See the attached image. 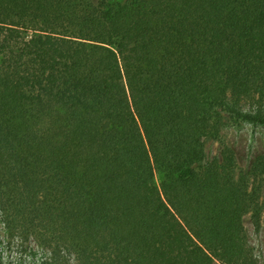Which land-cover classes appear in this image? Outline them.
I'll return each instance as SVG.
<instances>
[{
	"label": "trees",
	"instance_id": "1",
	"mask_svg": "<svg viewBox=\"0 0 264 264\" xmlns=\"http://www.w3.org/2000/svg\"><path fill=\"white\" fill-rule=\"evenodd\" d=\"M224 112L264 125V0H0V220L48 251L28 264H259L264 154L206 158Z\"/></svg>",
	"mask_w": 264,
	"mask_h": 264
},
{
	"label": "rangeland",
	"instance_id": "2",
	"mask_svg": "<svg viewBox=\"0 0 264 264\" xmlns=\"http://www.w3.org/2000/svg\"><path fill=\"white\" fill-rule=\"evenodd\" d=\"M259 104L257 98H244L240 102L243 109H254ZM235 151L237 171L250 170L256 156L264 154V125L249 121L230 118L227 112L223 113L222 124L216 136H211L205 141L206 158L217 157L221 159L225 147ZM259 185V199L264 203V172L263 175L249 178L248 188ZM260 226H256L250 214L243 218L247 233V240L252 248L253 256L259 264H264V209ZM37 245L33 237L27 240L15 236L9 237L0 220V259L4 264H28L32 259L41 260L48 255ZM74 258H69V263L74 264ZM217 264V263H216Z\"/></svg>",
	"mask_w": 264,
	"mask_h": 264
}]
</instances>
